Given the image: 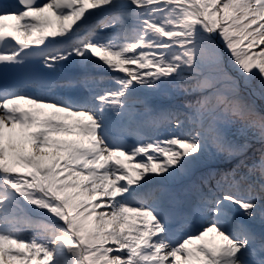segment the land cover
I'll list each match as a JSON object with an SVG mask.
<instances>
[{
	"label": "snow or ice",
	"instance_id": "obj_1",
	"mask_svg": "<svg viewBox=\"0 0 264 264\" xmlns=\"http://www.w3.org/2000/svg\"><path fill=\"white\" fill-rule=\"evenodd\" d=\"M0 264H264V0H0Z\"/></svg>",
	"mask_w": 264,
	"mask_h": 264
}]
</instances>
